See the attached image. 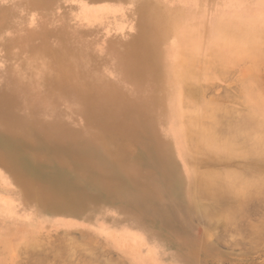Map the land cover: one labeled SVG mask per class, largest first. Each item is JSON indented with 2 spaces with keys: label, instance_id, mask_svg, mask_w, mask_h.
I'll list each match as a JSON object with an SVG mask.
<instances>
[{
  "label": "bare ground",
  "instance_id": "6f19581e",
  "mask_svg": "<svg viewBox=\"0 0 264 264\" xmlns=\"http://www.w3.org/2000/svg\"><path fill=\"white\" fill-rule=\"evenodd\" d=\"M213 1L226 11L211 21L210 0H0V140L16 138L19 146L11 150L0 144V245L6 264L22 263L17 261L22 250L30 256L42 252L51 235L46 228L72 230L80 221L109 240L101 245L95 234L80 233L73 242L69 237L77 247L97 240L94 245L120 249L125 264H183L177 254L165 251L175 241H164L153 229L132 227L130 221H140L141 215L108 201L119 188L148 200L166 186L173 198L181 194L189 201L193 218L222 222L223 231L264 208V85L259 74L264 0ZM236 64L244 65L245 108L228 110L204 99L202 80L224 75ZM197 104L203 115L194 112ZM1 130L12 136L4 137ZM31 140L61 160L77 158L82 176L88 172L95 188L108 187L95 197L85 194L89 198L74 206L72 199L84 187L55 171L32 174L25 159L36 149L29 146ZM157 147L162 152L155 166L161 174L154 186L143 192L126 187V177L127 182L138 177L139 151ZM114 156L115 167L108 160ZM202 156L249 163L240 169H208L200 165L206 164ZM54 161L60 165L57 157ZM40 191L43 199H37ZM105 208L115 210L116 217L103 216ZM108 222L113 226L108 228ZM231 230L214 236L225 241ZM53 234L61 239V232ZM66 244L57 245L55 253L69 254L75 246ZM142 250L149 256L138 255ZM35 259L34 264L49 263L44 253Z\"/></svg>",
  "mask_w": 264,
  "mask_h": 264
},
{
  "label": "rangeland",
  "instance_id": "374dc122",
  "mask_svg": "<svg viewBox=\"0 0 264 264\" xmlns=\"http://www.w3.org/2000/svg\"><path fill=\"white\" fill-rule=\"evenodd\" d=\"M208 6L210 8L209 18L211 19V21L214 20L216 17L224 14L226 11L224 9H217L218 6L213 0H210ZM247 63L244 62V65H248ZM244 65L236 64L234 65L233 69L230 70L231 72L228 71L224 75L223 74L214 75V76H211L207 80H202V82L200 83V86L204 89V94H205L204 99L211 100L214 103L228 110L229 109H232V110L244 109L245 106L242 104V101H241V98L243 96V90H242L241 78H240V73ZM259 74H260L261 82L264 85V64L260 67ZM228 94H230L231 96ZM194 112L196 114L202 112L201 114L203 115V111H201L200 104H197V107L194 108ZM1 131L4 137L10 138V136H12L11 133H9L7 130H1ZM10 140L11 141L7 139L5 141L0 140V144L5 149L18 150L19 146L17 144L18 141L16 140V138H10ZM90 142L92 143V141ZM38 144L39 142L37 143L36 140L29 141V146L32 149L36 147V149H33L34 151L31 153V155L30 154L25 155V159H26L30 172L32 174H41V176H48L50 175L48 174L49 171H55L56 173L63 174V176L66 179L72 180L75 184H78L84 187L85 193L83 192L81 195H77L75 198L72 199L74 206H78L81 201L85 202V200L89 197H92V196L95 197V196H98L99 194H102L101 189H105L106 187H108L105 185L103 186L101 185L99 188H95L92 185L93 176H88L89 174L88 172H86V176H82L81 173L85 171L82 167V164L77 163V161H79L77 158H69L65 161L61 160V157H62L61 155L57 156L56 154L52 153V150H46L45 148H41L38 146ZM146 151H149V150L139 151L137 155L139 161L135 158V160L138 161V165L137 167H135V175L137 174L138 177H134L135 180L134 181L131 180V182H127L128 181L127 177L124 180V184L126 187L133 186L134 190H138V192H143L144 190H146L147 186L153 187L154 177L161 174V171L155 166V163H156V157L160 155V152H162V150H160L159 147H157L155 148V150L153 148L150 153H144ZM55 157L59 159L60 165L54 163ZM114 158H116V156H114L113 158L110 157L108 160L111 162V165L115 167ZM199 159L201 160V158ZM199 161L197 160V163H199ZM202 161L203 163H206V164L203 165L199 163L201 166L208 168V169L210 168V169H215V170H222V169H226L227 167H228L227 169H232V168L240 169L245 165V163L247 164L249 163L247 159L241 160L237 158H235L233 161H230V160L223 161V162L220 161L221 163H219V162L205 159L203 156H202ZM104 167L106 166L103 165L102 168ZM1 170L2 169L0 166V172L2 173L3 171ZM159 182L161 184L165 183L162 179H160ZM1 183L2 182H0V184ZM23 183L28 186H31V182L24 181ZM172 186H175L174 188H177L179 186V183L175 181ZM39 194L40 196L37 199H43L45 197L44 195L45 193L43 191H40ZM85 194L89 197H87ZM138 198L139 199H137L132 193H129L128 189L119 188L115 194L108 197V201L112 203V205L115 206V208H119L120 210L123 209L125 213L132 212V213H139V215H141V218L143 219H141L140 221H136V222L130 221V224L132 225V227H135L137 229H147V230L153 229V230H156V233H158V235L164 241L166 242L175 241L174 244L169 243L165 251L171 254H177L180 258L183 259L182 260L183 264H264V220L258 219V218L263 217L264 215L263 213L264 208H262L263 206L258 207L259 209L258 212L256 211V212L250 213L251 215L249 214L248 216L246 215L247 216L246 218H244L245 216L244 217L242 216L243 218L240 217L241 218L240 223H239L240 218L236 220V223H238L239 225L235 223L236 224L235 227L236 228L238 227L241 229V232L243 233L242 235H241L240 230L236 232L237 229H235V227L230 228L234 230L233 232L232 230L230 231L233 233L232 235L230 232H229L230 234L226 233L230 230L229 227H232V225H234L230 223V225H227L228 230L227 228L225 229L226 232L223 237L226 240L225 241L220 240L219 242V240L214 235L219 233L220 231L221 232L223 231V229H221V226L223 225V223L222 222L208 223L210 220L204 217H200V216H199L200 218L198 217L193 218L190 215V209L188 206L189 201L185 198H182L181 194L179 195V199L173 198L171 194L166 190V186H165L162 188L159 194L152 196L151 199L147 198L148 200H145L140 197ZM29 200H32V199H29ZM142 200L150 201L149 205L151 206H147L146 203H144ZM203 202H204V199H203ZM33 209H35L36 211L37 209L36 206H34ZM26 210L27 209L25 208V211ZM91 213H94V212H91ZM102 215L113 219L114 217H116V212L113 209L105 208L102 211ZM125 219L126 221H129L127 216H125ZM116 221L117 219L113 223H115ZM241 222L248 223V224H245V226L249 225V227L252 228V230L250 229V231H246L248 228L245 227L243 223H242L243 225L242 227ZM78 223H79V226H76V228L72 230L66 229L63 231L61 230L63 229L61 227L55 228L57 230H54V229L50 230V227L46 228V230L51 231L50 233L51 235H49L46 239V241H48L49 243L45 245L44 250L42 252L35 251L34 254H32L31 256L30 254L25 253L26 252L25 250L24 251L22 250L20 251L21 253L18 254L17 256V261L19 263L21 261L22 263L20 264H34L36 260L35 258H37V256H40V254L44 253L46 254L47 261H49L50 264L65 263L66 260H70L71 264H77V263L78 264L79 263L89 264L88 263L89 260H91L93 257L91 253L93 254V252L95 251L94 253L98 252L97 253L98 259H97V262L94 259H92L91 260L92 264H98V263L125 264L126 261L123 260V257L125 256V254H123V252H121L120 249L114 246L108 247V246L94 245V243L97 240L93 241L92 243H89L88 245L86 244L87 247L85 246L84 249L82 248L83 246L82 247L79 246L81 248L77 247L76 243L71 244L70 241L72 240L71 242H73L75 240L74 239L76 238L75 235H77L76 239H78L80 233L81 235L82 234L87 235L88 232L89 233L91 232L95 234L96 237H99L98 240L101 239V243H98V244L106 245V243H108L109 237L103 234L98 228L87 226L88 225L87 222L82 223L80 221ZM84 223H86L87 225H85ZM106 226H108L109 228V226L111 227L113 225L108 222ZM254 226L260 229V231L255 230L254 232L253 230L257 229V228H254ZM211 227L213 228V230L211 229ZM218 227H219V230H217ZM55 231L61 232L62 234L60 237L61 239H57V237L54 236L53 233H55ZM244 231H246L247 234L246 232L244 233ZM72 236L73 237L75 236V237L73 238ZM69 237L72 239L69 240ZM223 242H226V245ZM62 243H65V244L67 243L66 245H68L69 243L68 245L69 247H71L72 245L75 246V247L72 246L74 249L70 248V252H69V254L71 253L70 255L67 253V254L60 256L55 253V247ZM227 244L229 245L227 246ZM71 250L76 251V252L78 251L77 253L83 254V255H79L80 257L77 255V253L74 255V252H72ZM106 252L107 254H105ZM137 252H138V255L141 254L143 257L144 256L148 257L150 253L149 250H142V251H137ZM5 256L6 255L4 253V249L0 245V264H6L4 261ZM82 256L83 257L86 256V258L91 256V258L84 259ZM132 259H133V256H132ZM91 261H90V264H91ZM151 263L152 264H162V261L155 260V261H152Z\"/></svg>",
  "mask_w": 264,
  "mask_h": 264
}]
</instances>
